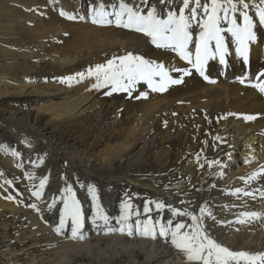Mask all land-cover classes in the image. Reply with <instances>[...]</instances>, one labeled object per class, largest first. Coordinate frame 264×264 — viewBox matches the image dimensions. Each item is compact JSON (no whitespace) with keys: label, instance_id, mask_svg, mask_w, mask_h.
<instances>
[{"label":"bare ground","instance_id":"obj_1","mask_svg":"<svg viewBox=\"0 0 264 264\" xmlns=\"http://www.w3.org/2000/svg\"><path fill=\"white\" fill-rule=\"evenodd\" d=\"M125 2L142 14L182 5ZM119 3L0 0V264H188L170 233L160 235V226L192 230L193 220L181 213L202 217L209 235L231 251L264 252V93L252 86L264 81L257 80L264 26L255 8L249 15L256 40L237 55L234 38L221 33L225 64L216 54L202 65V76L141 33L91 22L94 7L111 12ZM190 31L195 40L200 28ZM210 47L214 52L215 42ZM189 49L194 54L195 44ZM128 54L163 64L182 82L154 92L138 80L130 94L111 83L94 87L97 68L119 65ZM253 173L259 174L246 184ZM42 179L37 199L32 193ZM66 197L80 205L83 240L71 238L70 218L60 234L54 231ZM125 204L131 234L117 223ZM97 207L107 223L93 217ZM253 212L258 216L241 215ZM145 221L155 225L153 235L137 232Z\"/></svg>","mask_w":264,"mask_h":264},{"label":"snow or ice","instance_id":"obj_2","mask_svg":"<svg viewBox=\"0 0 264 264\" xmlns=\"http://www.w3.org/2000/svg\"><path fill=\"white\" fill-rule=\"evenodd\" d=\"M147 3V0H144ZM169 0H159L160 4L168 3ZM260 5H264V0H260ZM255 8V17L258 19V25L264 26V7L259 5H250L246 0H182V5L178 11L169 8L166 14L162 13L156 6L150 7L146 14L143 9L138 6H129L125 0H120L118 8L113 6L114 10L109 12L105 10V5L100 4L94 7L91 13V22L98 25H115L124 29L135 31L150 38L151 43L158 48L170 49L175 52L182 60H186L192 64L202 76H204L202 65L209 58L219 55L220 63L225 64V55L227 48L225 46L223 32H228L234 38L238 47L237 55L242 54V48L247 49L250 42L256 40L254 29L257 24L254 22L253 16L249 15V9ZM238 13V16H237ZM62 16L66 13L61 11ZM110 17H112L110 19ZM68 19H74L73 16L67 15ZM83 19V17H80ZM239 21V22H238ZM222 23H227V28L222 27ZM193 24L200 28V32L193 40V33L190 31ZM212 42H215V50L211 49ZM195 44V52L189 49L190 44ZM245 64L248 63L247 55H244ZM182 71L184 75H188L187 70ZM97 81L94 87H99L101 83L113 85V90L128 91L138 80H144L148 87L156 92L167 90L169 84H180L182 79H173L168 75L163 64L146 61L141 56H133L128 54L120 58L119 65L114 61H109L107 68H97ZM103 73V80H100V74ZM91 74V73H90ZM260 76H264V71L258 73L257 80ZM159 77V81L155 80ZM206 80L207 76L204 77ZM127 81L125 84L124 81ZM214 82V81H212ZM243 79L241 83H243ZM260 92L264 93V81L252 84ZM146 98V93H141ZM139 98V97H137ZM223 118V117H222ZM246 121L255 120V116H245ZM260 172H264V166H261ZM259 173L251 174L245 183L256 179ZM45 186V180L40 181L39 190L32 193L37 199L42 196V189ZM70 192L71 189H68ZM91 191V189H90ZM241 192V189H237ZM245 195L251 196V192H245ZM64 207L60 210L59 225L54 229L60 234L64 229L68 219H71V238L81 239L85 237L81 233L83 227V216L80 205L77 201L65 198ZM54 205L50 204L49 209ZM35 207V205H32ZM130 205H123L121 215L117 223H121L129 228L131 234V226L126 224L128 219L127 209ZM158 209L163 208V204L157 203ZM149 209L145 207V212ZM202 214L211 217V213L204 207L200 209ZM181 215H189L193 220L194 226L190 232H181L185 227L184 224H176L174 229L160 226V235L166 236L170 233L171 244L181 253L184 254L188 264H264V252L250 253L247 251H231L227 247L222 246L214 240L207 230L203 227L202 217H196L191 213H181ZM242 216L256 217L257 213H241ZM93 217L108 222V216L103 214V210L96 208ZM243 223V220H239ZM159 222H157L158 224ZM155 225L151 221H145L141 226L136 225L137 232L144 236L153 235ZM123 233L124 227L119 229ZM154 238V236H153Z\"/></svg>","mask_w":264,"mask_h":264}]
</instances>
